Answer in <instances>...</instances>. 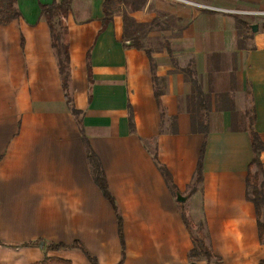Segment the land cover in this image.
<instances>
[{
    "label": "crops",
    "instance_id": "0c3cea01",
    "mask_svg": "<svg viewBox=\"0 0 264 264\" xmlns=\"http://www.w3.org/2000/svg\"><path fill=\"white\" fill-rule=\"evenodd\" d=\"M52 1L16 0L20 16L0 23V264L46 255L87 264L77 249L22 246L36 240L79 242L98 264H187L193 241L182 205L214 255L196 264L264 258L246 198L249 127L264 143V19L248 24L235 12L264 10V0H126L105 26L104 0H72L67 93L77 115L40 13L39 2ZM124 14L162 43L130 45ZM87 147L122 217V261L115 211L93 180ZM259 159L264 169V148Z\"/></svg>",
    "mask_w": 264,
    "mask_h": 264
},
{
    "label": "trees",
    "instance_id": "16d2710c",
    "mask_svg": "<svg viewBox=\"0 0 264 264\" xmlns=\"http://www.w3.org/2000/svg\"><path fill=\"white\" fill-rule=\"evenodd\" d=\"M71 2L72 0H60L56 1L53 0L50 3H41L39 2L40 7V13L47 22V25L50 30L51 34V45L55 51L56 57H57V64L58 69L61 74V80H62V86L65 91V97L67 104L69 105L72 113L74 115H77L80 113L78 109H75L73 105L71 104V100L67 93L68 88V82H69V54H68V43H67V15L71 8ZM121 2H126V0H104L103 1V26H105L112 18V15L115 11L119 9V5ZM20 16V12L16 6V0H0V23L6 24L10 21L17 19ZM125 27H124V33L123 38L124 40H129V44L140 48L141 44L139 41V36L136 34V30L143 28L144 26L148 25L147 23H140L137 22L135 19L130 17L129 15H125L123 18ZM240 23H244L241 20H238ZM134 26V29H131V31H127L126 26L128 25ZM264 26V24L262 25ZM88 55V54H87ZM88 58V56H87ZM88 69V78H91V72H90V62L88 61L87 64ZM189 80L194 87L196 88V80L192 78L191 71L189 70ZM153 80H156V77L153 76ZM155 96L158 98L160 95V90L156 87L154 89ZM200 94V93H198ZM200 130L201 132L205 133L207 130V125L205 123L200 124ZM250 143H251V149L253 152V157L249 163L248 167V174L246 177V198L250 200L255 208L256 213V222H257V228H258V235L259 239L262 241L264 240V193H263V187H264V169L261 164V161L259 159V152L264 148V143L261 141L258 133L253 130L252 127H249L248 130ZM204 147L205 142L202 144L199 157L196 163L195 168V175L193 184L191 186V192L196 190L198 184L202 180V161H203V153H204ZM153 157L156 159L157 155L154 152ZM87 158L89 160V164L91 167V174L93 177V180L99 187L101 193L103 196L107 199V201L111 204L115 211L116 215V223H117V233L120 239L121 243V251L123 254V247H124V236H123V226H122V217L121 214L118 211V208L115 204L114 198L111 195L106 178L103 172V169L101 167V164L93 154V152L90 150L89 147H87ZM255 167L254 171H250V168ZM159 169L161 173L163 174L164 178L167 180V182L170 184V187L174 189V185L171 180L170 173L166 169L165 166L161 165L159 163ZM183 221L187 228L189 229L192 241H193V248L189 252V262L187 264H196L194 260H192L193 257L197 256L198 254L204 255L207 259L211 258L213 253L211 250L207 247L204 236L201 234H197L195 236L191 229H190V221L187 219L184 213H182ZM40 240L36 241H27L22 244V246H32L35 244H38ZM46 246L51 250H58L61 248H78L80 249L88 258L91 264H98L97 259L95 256L91 255L79 242H73V243H62V242H48ZM31 264H72L69 259L56 257V256H50L42 261L39 262H33ZM256 264H264V258L260 259Z\"/></svg>",
    "mask_w": 264,
    "mask_h": 264
},
{
    "label": "rangeland",
    "instance_id": "374dc122",
    "mask_svg": "<svg viewBox=\"0 0 264 264\" xmlns=\"http://www.w3.org/2000/svg\"><path fill=\"white\" fill-rule=\"evenodd\" d=\"M204 6V5H203ZM254 11H264V10H261V9H259V10H238V9H236L235 10V12H236V15H237V17H241V18H243V19H245V21H246V23H251V17H253V19H255V20H259V19H264V15H259V14H254V13H251V12H254ZM125 15H127V14H124L123 15V18H124V16ZM247 18V19H246ZM264 21V20H263ZM123 23H124V21H123ZM238 23H240L239 21H238ZM264 24V23H263ZM239 25H241V23L239 24ZM124 27H125V24H124ZM127 27H128V29H127ZM247 28H250V26L249 27H247ZM126 29H127V31H131L132 32V30L131 29H134V26H132L131 24L130 25H128V26H126ZM149 29H151V27H149V25H146V26H144L143 28H140V29H137L136 30V34L139 36V41H140V44L142 45V46H145V47H157V44H159L158 42H160L161 40H156L155 38H153V37H149L148 35H147V32H148V30ZM165 42V41H164ZM160 43H162V41L160 42ZM68 45V44H67ZM68 54H69V46H68ZM172 55V54H171ZM176 61H179L180 60V58H176L175 59ZM182 208H183V213L184 214H186L187 216L190 214L189 212H188V207H187V205H182ZM185 215V216H186ZM190 216V218L191 219H194V217L193 216H191V215H189ZM188 216V217H189ZM194 227V228H193ZM190 229H191V231H192V233L195 235V236H197V234L199 235V234H201V235H203L204 236V234H203V232H202V227H201V225L200 224H198V225H192V222H191V224H190ZM43 243L42 245H40V243ZM48 243V241H44V240H40V242L38 243V244H35V245H32V246H30V247H44V250L46 251V252H48V251H51V249H49L47 246H46V244ZM119 243H120V239H119ZM82 245V244H81ZM83 246V245H82ZM64 249H66V250H79V252L81 253V255L84 257V259H85V261H86V263L87 264H91L90 263V261L88 260V258L86 257V255L80 250V249H78V248H64ZM120 249H122L121 248V243H120ZM123 254H122V251H121V254H120V260L122 261L123 260V258H124V256H125V249H126V245H125V243H124V247H123ZM71 252V251H70ZM199 255V254H198ZM198 255L197 256H195V257H193L192 258V260H194V261H196V262H204V261H202L201 259L199 260L198 258ZM47 257H49L48 255H46L43 259H45V258H47ZM213 257V256H212ZM206 260V258H203V260ZM210 259V258H209ZM75 262H76V264H80L76 259H75ZM210 262V261H209ZM214 262L215 263H218L216 260H214ZM75 264V263H74ZM202 264H204V263H202Z\"/></svg>",
    "mask_w": 264,
    "mask_h": 264
},
{
    "label": "built area",
    "instance_id": "2783aa9c",
    "mask_svg": "<svg viewBox=\"0 0 264 264\" xmlns=\"http://www.w3.org/2000/svg\"><path fill=\"white\" fill-rule=\"evenodd\" d=\"M251 13L259 14V15H264V11H254V12H251Z\"/></svg>",
    "mask_w": 264,
    "mask_h": 264
},
{
    "label": "water",
    "instance_id": "95a60500",
    "mask_svg": "<svg viewBox=\"0 0 264 264\" xmlns=\"http://www.w3.org/2000/svg\"><path fill=\"white\" fill-rule=\"evenodd\" d=\"M253 30H256L257 29V24H252V27H251ZM43 243L41 242L40 245H42Z\"/></svg>",
    "mask_w": 264,
    "mask_h": 264
}]
</instances>
